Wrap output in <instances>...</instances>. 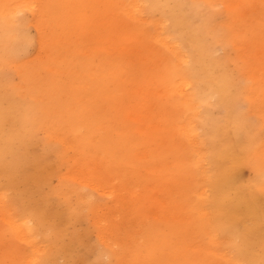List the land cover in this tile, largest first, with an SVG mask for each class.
<instances>
[{"label": "bare ground", "instance_id": "bare-ground-1", "mask_svg": "<svg viewBox=\"0 0 264 264\" xmlns=\"http://www.w3.org/2000/svg\"><path fill=\"white\" fill-rule=\"evenodd\" d=\"M82 1L66 6L69 19L76 17L68 26L71 32L80 35L77 27L86 23V29L90 28L96 38L102 40L101 48L111 58L125 60L135 54L139 63L150 60L147 57L151 47L146 41L168 43L174 49L173 56L161 52L162 55L157 57L159 62L166 60L170 76L162 82L165 90L181 91L193 87L195 96H203L207 101L210 111L203 117V123L208 127L211 145L206 147L208 138L202 135V146L193 151V158L189 157L181 180L188 181L187 175L191 174L195 187H200L197 200L190 207V217L199 218V238L207 235L208 240H203L198 247L177 248L157 239L154 221L158 215L153 208L160 197L153 183L154 151L149 144H144L145 147H140L135 154L125 151L131 141L115 136L116 130L108 123L107 116L104 127L98 122L97 112L87 110L91 94L85 93L83 86L76 87L71 80L72 86L65 87V96L56 101L58 96L48 99L46 92L39 91L30 72L21 77L19 85L0 75V223L8 225L11 234L25 239L28 246L27 251L20 250L23 254L15 263L69 264L74 259L72 241L64 238L66 228L58 229L54 213L27 203L25 200L29 197L18 190V184L28 186L29 179L35 186H48L72 151V165L59 176L58 185L50 191L66 204L70 221L78 219L82 208L90 211L98 230V240L103 245L98 250L99 256L106 253L116 257L118 264H128L124 259L126 255L133 257L136 264H264L262 134L259 126L236 106L239 95L236 92L243 85L234 78V73L228 72L231 58L216 53L217 45L228 46L230 43L228 38L238 23L236 16L246 0H129L122 4L120 0H106L112 4L108 6V12L105 9L101 19L114 20L110 24L111 31H104L103 26L94 27L96 20L86 14L87 0ZM140 1L148 13L159 12L165 16L164 22H171L170 28L164 30V38L151 29L135 31V37L130 41L120 38L124 29L130 27L124 22V16L134 17L133 12L139 11ZM220 3L225 10L218 7ZM23 7L33 10L36 6L34 0H0V50L6 57L19 50V42L25 39L24 24L18 15ZM110 11L113 14H109ZM192 12L199 17V22L192 20ZM249 13L250 10L246 11L245 16ZM222 14L227 17L226 23L217 22ZM235 19L237 23H234ZM163 21L151 20V23L157 25ZM65 23L66 18L62 17L54 27L63 25L65 28ZM66 31L70 32L69 29ZM55 39L62 40L57 36ZM244 62L246 65L247 61ZM246 68L243 84L249 86L251 81L253 86H261L264 68L248 75ZM77 73L84 78L81 70ZM74 75L75 71H71V76ZM143 88L135 85L136 94L146 93ZM212 96H217L225 107L223 115L211 116L208 100ZM149 110L144 107L143 111L130 110L125 114L138 123L135 130L145 139L150 138L152 128V123L145 120ZM43 130L47 134L43 153L54 150L57 158L51 162L50 159L47 161L48 153L42 157L29 154L35 168L29 178L22 165L23 157L28 156V141ZM182 130L189 132L187 128ZM121 135L126 136L124 131ZM186 135L191 137L189 133ZM246 164L254 170V177L249 181H244L240 175ZM116 179L120 180V186L114 183ZM30 189L32 191V187ZM103 195L110 196L112 203L103 204L98 198ZM19 200L25 204L14 214L10 207L16 210L13 203ZM173 218L177 219V215ZM193 225L191 229L181 231L194 232L196 223ZM212 229L224 237L227 248L212 246L216 243L210 236Z\"/></svg>", "mask_w": 264, "mask_h": 264}, {"label": "rangeland", "instance_id": "rangeland-1", "mask_svg": "<svg viewBox=\"0 0 264 264\" xmlns=\"http://www.w3.org/2000/svg\"><path fill=\"white\" fill-rule=\"evenodd\" d=\"M77 1L83 2L82 0H34L36 7L33 10L23 7L18 15L24 24L25 39L19 42L20 49L9 57L4 56L0 50V75L15 85H19L21 77L30 72L39 91L46 92L49 95L48 99H52L55 95L58 96L56 101L60 100L61 96H65V87H69L71 80L76 87L83 86L84 92L91 94V96L89 95L91 103L89 102L87 110L97 112L98 122L102 123L104 127L107 116L108 123L116 130L115 136L131 141L130 145L125 146V151L135 154L140 147H145L147 144L154 151L153 183L157 196L160 197L153 208L158 215L154 221L157 239L177 248L198 247L203 240H208L207 235L202 239L199 238L200 231L197 229V224L200 225L199 218L190 217V207L196 202L200 187H195L191 174H186L188 181L187 179L181 180V172L185 171L189 157H194L193 151L202 146V135L208 138L205 142L206 147L211 145V140L207 136L208 127L203 123V117L210 111L206 104L207 101L203 99V96H195L196 91L193 87L181 89V91L174 88H169V91L165 90L162 82H165L170 76L166 69V60L165 63L159 62L157 57L162 55L161 52L173 56L174 49L170 48L168 43L146 41V44H150L151 47L147 57L150 60L146 59L148 63H139L135 54L125 60L111 58L106 50L101 48L102 40L97 39L96 34H93L90 28L86 29V23L79 24L77 27L81 32L80 35L71 32V28L68 26L72 25V21L76 17L73 20L69 19L66 6L69 4L71 6ZM124 1L129 3V0H120V4ZM86 3L88 4L86 14L96 20L94 27L103 26L104 31H111L110 24L114 20L102 21L101 16L105 9L107 12L109 11L108 6H111L112 3L106 2V0H87ZM139 4V11L133 12L134 17L124 16V22L130 27L124 29L120 38L130 41L135 37V31L149 29L152 32L155 30V33L164 38V30L170 28L171 22L168 20L164 22L165 16L159 12L148 13L142 1ZM218 7L225 10V6L221 3ZM249 10L250 13L245 16V12ZM109 14H113V12L110 11ZM191 14L193 15L192 20L199 22V17L194 12ZM62 17L66 18V27L64 28L63 25V27L60 25L54 27ZM236 19L234 21L237 23L236 29L228 38L230 43L228 46L217 45L216 53L218 56L227 55L231 58L228 63V72L234 73V78L243 85L236 92L239 94L236 106L259 126L264 143V83H261V86H253V83L246 79L251 84L249 83V86L243 84L246 67L247 75L251 71L255 72V70L259 71L264 68V0H253V2L246 0ZM151 20L163 21V24L158 22L157 25H153ZM217 20L218 23L222 21L226 23L227 17L222 14ZM73 27L76 28V24H73ZM67 29L70 32H67ZM126 30L129 31L126 32ZM104 35L108 34L104 33ZM55 36L62 40L55 39ZM2 57H6V59H2ZM244 60L247 61V66ZM115 63L116 67H114ZM79 70L83 72L84 78L77 73ZM71 71H75L74 76H71ZM79 81H82V84ZM135 85L136 88L139 85L144 86L143 90L146 93L136 94ZM208 102L211 104V116L216 117L225 113L226 109L217 96H212ZM144 107L150 109L148 114H145V120L149 124L152 123L150 138L146 139L142 133L135 130L138 123L131 119V115L125 116L130 110L143 111ZM149 126L151 127V125ZM183 128H187L189 132L184 133ZM122 131L125 132V137L121 135ZM188 133L191 137L186 135ZM46 135L43 130L28 141V156L23 157L22 161L28 177L33 174L35 169L31 159L33 154L42 157L43 154L48 153L46 158L51 162L57 158L54 150L43 153L44 142L47 141ZM73 154L72 151L69 152L68 161L61 166L57 175L52 176L48 186H35L29 179L31 182H28V186L18 184V190L29 197L25 201L35 208L51 210L54 213L55 222L57 220L59 230L66 228L64 238L72 241L70 243L74 252V259H71L69 264H118L116 257L106 253L99 256L98 250L102 249L103 245L98 240V230L94 225L90 211L87 208H82L78 219L70 221L66 204L50 191L52 187L58 185L59 176L67 172V169L72 165L70 157ZM143 161L146 163V160ZM142 171L143 169H141ZM240 175L244 181L251 180L254 177L252 166L250 164L243 165ZM114 183L116 186L121 185L119 179L114 180ZM29 185L31 186L29 187ZM98 198L103 204L112 203L110 196L103 195ZM22 204L25 202L21 200L16 204L13 203L16 210H13L9 204L8 206L15 214V211H18L17 208H22ZM175 215H177V219L173 218ZM194 223H196L194 232L181 231L191 229L194 227ZM0 228V264H16V258L23 254L20 250L27 251L26 240L14 237L8 230V225L4 223H0ZM59 230L54 231L57 233ZM210 236L216 242L212 243V246H220L221 249L222 247L227 248L226 241L221 234L212 229ZM38 237L42 239V236ZM132 258L126 255L124 259L128 264H136L137 262ZM60 262L63 260L60 259Z\"/></svg>", "mask_w": 264, "mask_h": 264}]
</instances>
